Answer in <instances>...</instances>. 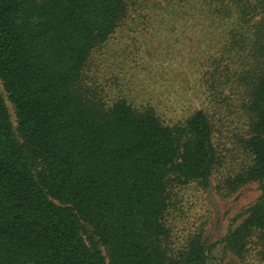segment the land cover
<instances>
[{
    "label": "trees",
    "instance_id": "obj_1",
    "mask_svg": "<svg viewBox=\"0 0 264 264\" xmlns=\"http://www.w3.org/2000/svg\"><path fill=\"white\" fill-rule=\"evenodd\" d=\"M138 1L0 0V83L16 123L0 94V264H208L219 244L244 256L264 240V0H235L211 58L247 120L248 162L228 182H257L261 196L223 239L196 236L175 255L161 243L169 189L210 185L221 162L210 118L197 110L166 125L150 106L106 105L80 86Z\"/></svg>",
    "mask_w": 264,
    "mask_h": 264
},
{
    "label": "rangeland",
    "instance_id": "obj_2",
    "mask_svg": "<svg viewBox=\"0 0 264 264\" xmlns=\"http://www.w3.org/2000/svg\"><path fill=\"white\" fill-rule=\"evenodd\" d=\"M237 7L235 0L130 2L116 32L90 57L80 83L86 96L106 105L125 98L136 108L150 106L166 125L183 123L197 110L210 118L221 162L208 187L190 183L169 189L167 235L161 241L169 255L196 236L207 247L220 241L241 223L240 212L261 196L257 182L238 188L228 182L248 162L238 141L247 120L241 114V90L232 80L223 85L222 65L211 59L219 55L221 39L235 21L226 10ZM0 94L15 131L13 107L1 83ZM82 234L89 236L90 228L84 226ZM260 235L253 237L244 256L217 245L208 264H264Z\"/></svg>",
    "mask_w": 264,
    "mask_h": 264
}]
</instances>
